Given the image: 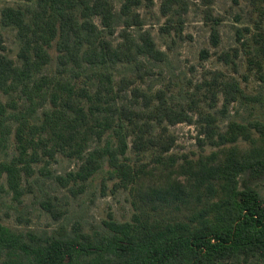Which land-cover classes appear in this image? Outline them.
Masks as SVG:
<instances>
[{"label":"trees","instance_id":"16d2710c","mask_svg":"<svg viewBox=\"0 0 264 264\" xmlns=\"http://www.w3.org/2000/svg\"><path fill=\"white\" fill-rule=\"evenodd\" d=\"M23 1L24 5L4 7L1 12L2 24L14 27L21 40V64L0 53V145L11 133L12 122L17 123L19 142L31 125L38 131L32 132L38 136L33 144L35 160L39 159L34 147H42L48 156L58 151L80 159L74 175L77 178H92L107 165L111 177L132 179L137 170L120 160V156L125 157L128 136H132V148L138 152L153 146L166 152L172 137L164 127L162 134L155 135L149 119L168 118L172 123L192 120L187 109L168 104L163 91L154 94L158 104L151 109V95L139 89L133 95L143 97L141 110L136 108L137 100L120 103L116 98L117 90H125L127 83L115 89L110 69L118 63H131L138 55L156 57L162 52L148 31L136 38L122 30L123 39L113 44L97 31L90 18L98 17L109 33L119 15L126 27L141 26L137 9L143 0H123L119 14L109 0ZM145 1L152 6V0ZM251 1L264 23V0ZM185 3H162L163 12L176 17L179 30ZM207 14L210 16L209 11ZM172 20L168 18L170 24ZM259 36L257 49L264 50V33ZM211 42L214 46L219 43L215 26L211 28ZM79 78L83 83L77 87ZM222 86L227 102L245 97L235 80ZM200 121L212 145L216 144L214 136L222 142L235 141L241 134L254 146L242 156L233 147L221 149L219 159L212 154L189 161L176 172L185 175V184L179 185L184 191L182 197L174 186L150 193V208L158 217L135 223L112 220L109 234L95 242L79 232L42 241L32 233L14 232L0 223V264H23L25 260L28 264H226L240 254L263 256L264 194L251 182L264 175V123L230 122L227 136L219 132L214 115L207 113ZM248 126L256 129L258 139L250 136ZM90 135L104 143L84 157ZM5 169L12 189H17L19 170ZM47 203L46 210L55 214ZM184 208L188 211L186 219H176L180 215L177 211Z\"/></svg>","mask_w":264,"mask_h":264},{"label":"rangeland","instance_id":"374dc122","mask_svg":"<svg viewBox=\"0 0 264 264\" xmlns=\"http://www.w3.org/2000/svg\"><path fill=\"white\" fill-rule=\"evenodd\" d=\"M109 1L119 14L123 0ZM152 1V6H147L143 0L137 9L141 26L126 27L119 15L112 25L113 32L109 33L98 17L90 20L113 44L123 39L122 30L126 29L136 38L140 32L148 31L156 48L162 52L156 57L138 55L131 63H118L110 69L115 89L120 83H127V89L117 90L119 102L137 100L136 108L143 109V97L133 95V91L139 89L151 95V109L158 104L154 94L163 91L168 104L181 105L188 110L191 122L149 119L155 135L162 134L164 127L172 137L168 151L160 152L153 146L138 152L132 148V136H128L125 157L120 156V160L128 162L138 174L132 179L111 177L105 165L103 171L86 180L74 176L81 160L73 156L58 151L48 156L42 147H34L35 157L39 159L35 160L33 144L38 136L32 132L38 131L31 125L26 127L24 140L19 142L15 136L17 123L12 122L11 133L0 145V223L14 232L32 233L42 241L68 238L79 232L95 242L100 236L109 234L108 223L112 220L135 223L158 217L150 208V193L174 186L176 194L182 197L184 191L179 185L185 184V175L176 172L182 166L187 167L189 161L197 162L212 154L219 159L221 149L233 147L242 156L253 148L251 139L241 134L235 141L222 142L214 136L216 144H210L200 121L207 113L214 115L219 132L227 136L230 122L264 123V50L257 49L264 23L252 1L185 0L180 30L176 17L163 12V0ZM25 3L23 0H0V53L17 65L21 64V40L14 27L2 24L1 12L4 7ZM168 18L175 20L170 24ZM212 26L219 34L216 46L211 42ZM54 53L52 50L53 56ZM82 80L75 81L77 87L82 86ZM231 80L239 84L245 97L227 102L222 84ZM248 131L252 138L258 139L259 134L253 126H248ZM103 143L90 135L83 156ZM5 166L19 170L17 189H12ZM251 186L264 194V175L252 181ZM47 202L55 209V214L46 210ZM177 213L180 215L176 219H186L188 211L184 208ZM23 264L28 262L25 260ZM226 264H264V255L240 254Z\"/></svg>","mask_w":264,"mask_h":264}]
</instances>
